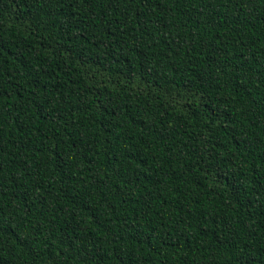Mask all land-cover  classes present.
Listing matches in <instances>:
<instances>
[{"label": "trees", "instance_id": "1", "mask_svg": "<svg viewBox=\"0 0 264 264\" xmlns=\"http://www.w3.org/2000/svg\"><path fill=\"white\" fill-rule=\"evenodd\" d=\"M0 264H264V0H0Z\"/></svg>", "mask_w": 264, "mask_h": 264}]
</instances>
